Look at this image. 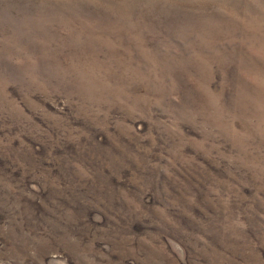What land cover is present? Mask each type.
Returning a JSON list of instances; mask_svg holds the SVG:
<instances>
[{
	"label": "rangeland",
	"instance_id": "374dc122",
	"mask_svg": "<svg viewBox=\"0 0 264 264\" xmlns=\"http://www.w3.org/2000/svg\"><path fill=\"white\" fill-rule=\"evenodd\" d=\"M0 264H264V0H0Z\"/></svg>",
	"mask_w": 264,
	"mask_h": 264
}]
</instances>
